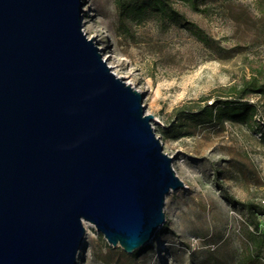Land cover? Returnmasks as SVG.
Masks as SVG:
<instances>
[{"label": "water", "instance_id": "1", "mask_svg": "<svg viewBox=\"0 0 264 264\" xmlns=\"http://www.w3.org/2000/svg\"><path fill=\"white\" fill-rule=\"evenodd\" d=\"M83 12L81 0H0V264H78L83 221L131 254L185 187Z\"/></svg>", "mask_w": 264, "mask_h": 264}, {"label": "rangeland", "instance_id": "2", "mask_svg": "<svg viewBox=\"0 0 264 264\" xmlns=\"http://www.w3.org/2000/svg\"><path fill=\"white\" fill-rule=\"evenodd\" d=\"M81 2L82 31L103 59L110 55L111 71L144 95L145 113L185 187L166 196L165 222L149 244L127 254L93 226L78 264H237L248 214L226 197L264 206V144L234 123L191 129L182 108L247 87L264 132V0H199L198 12L176 2L203 33L175 25L161 32L150 21L124 25L114 0Z\"/></svg>", "mask_w": 264, "mask_h": 264}, {"label": "trees", "instance_id": "3", "mask_svg": "<svg viewBox=\"0 0 264 264\" xmlns=\"http://www.w3.org/2000/svg\"><path fill=\"white\" fill-rule=\"evenodd\" d=\"M176 2L193 12L200 10L199 0H114L117 17L124 25L135 26L150 21L161 32L175 25L190 32L203 33L198 24L176 7ZM251 93L247 87L233 86L211 102L202 99L195 106H183L182 120L194 130L221 128L226 122L242 125L259 134L264 144V132L259 124L256 125L261 123L260 107L257 102H251ZM226 201L248 214V221L242 224V249L237 264H264V231L258 221V216H264V206L236 202L230 197H226Z\"/></svg>", "mask_w": 264, "mask_h": 264}, {"label": "bare ground", "instance_id": "4", "mask_svg": "<svg viewBox=\"0 0 264 264\" xmlns=\"http://www.w3.org/2000/svg\"><path fill=\"white\" fill-rule=\"evenodd\" d=\"M94 43L96 44V41H94ZM100 50L103 51L101 48H100ZM109 58H110V55L106 56V57L104 58V60L107 61ZM110 67H111V66H110ZM111 68H112V67H111ZM115 74H117V73H115ZM116 76H117V75H116ZM122 77H123V76H122ZM123 78L127 79V77H123ZM128 84L130 85L131 83L128 82ZM83 227H84V230H85V237H86L88 234L91 233L90 227H93V225H92L90 222H88V221H83Z\"/></svg>", "mask_w": 264, "mask_h": 264}, {"label": "built area", "instance_id": "5", "mask_svg": "<svg viewBox=\"0 0 264 264\" xmlns=\"http://www.w3.org/2000/svg\"><path fill=\"white\" fill-rule=\"evenodd\" d=\"M258 221L260 222V226L264 227V216H258Z\"/></svg>", "mask_w": 264, "mask_h": 264}]
</instances>
